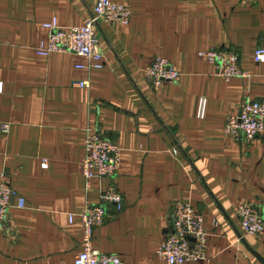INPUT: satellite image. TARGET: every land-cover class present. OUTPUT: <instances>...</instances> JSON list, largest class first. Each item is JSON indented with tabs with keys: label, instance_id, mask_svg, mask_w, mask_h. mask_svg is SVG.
Masks as SVG:
<instances>
[{
	"label": "crops",
	"instance_id": "obj_1",
	"mask_svg": "<svg viewBox=\"0 0 264 264\" xmlns=\"http://www.w3.org/2000/svg\"><path fill=\"white\" fill-rule=\"evenodd\" d=\"M111 1L131 18L98 21L102 67L89 69L79 55L43 57L36 49L48 39L46 23L79 27L93 0H0V173L24 199L22 208L12 200L0 224V264H74L77 215L109 184L124 207H110L92 245L123 264H166L155 252L181 198L207 232L206 259L185 264H264V236L245 235L235 212L252 203L264 213V141L238 140L223 128L244 99L264 97V63L252 61L264 44V0ZM210 48L238 53L248 76L225 80L198 56ZM156 56L180 73L159 89L144 75ZM80 80L89 88L72 85ZM87 127L121 147L117 175L88 188L81 169Z\"/></svg>",
	"mask_w": 264,
	"mask_h": 264
},
{
	"label": "built area",
	"instance_id": "obj_2",
	"mask_svg": "<svg viewBox=\"0 0 264 264\" xmlns=\"http://www.w3.org/2000/svg\"><path fill=\"white\" fill-rule=\"evenodd\" d=\"M250 2L253 0H242ZM92 15L79 27H60L52 21L44 25L48 30L46 43L40 44L36 53L39 56H49L51 53H73L84 57L87 66L99 69V40L96 34V24L99 20L109 23L126 25L131 18L130 9L111 0H93ZM198 56L214 65L217 74L225 80L235 77L245 78L248 74L239 66L240 57L232 50L210 48L198 52ZM252 61L264 63V44L252 53ZM84 66L77 65L80 69ZM146 80L153 89H159L165 83L176 82L180 76L179 70L164 57L156 56L144 69ZM78 88H89V80L73 81ZM2 85H0V92ZM205 99L201 98L198 105V115H204ZM226 135L242 141H251L256 137L264 141V97L260 100L244 99L238 106V112L227 118L224 124ZM2 131L8 133L9 125L3 124ZM85 155L81 161L82 174L86 187L91 180L113 179L120 169L121 147L105 137L96 129L87 127L84 138ZM42 165L47 166L43 161ZM17 197V207H24V199L18 197L11 188L6 176L0 173V224L7 216L11 202ZM120 212L124 207L123 195L114 184H109L99 192L97 203L86 202L83 210L78 213L82 227L81 250L74 256V264H123L116 254L103 253L93 248L94 230L99 227L113 212ZM235 212L243 233L248 236H264V213L252 203H243L236 207ZM171 227L160 242L155 255L166 264H185L206 259L207 232L204 230L202 216L193 209L188 199L173 201L171 209ZM75 215H69V222Z\"/></svg>",
	"mask_w": 264,
	"mask_h": 264
},
{
	"label": "water",
	"instance_id": "obj_3",
	"mask_svg": "<svg viewBox=\"0 0 264 264\" xmlns=\"http://www.w3.org/2000/svg\"><path fill=\"white\" fill-rule=\"evenodd\" d=\"M262 262L264 263L263 259H262Z\"/></svg>",
	"mask_w": 264,
	"mask_h": 264
}]
</instances>
